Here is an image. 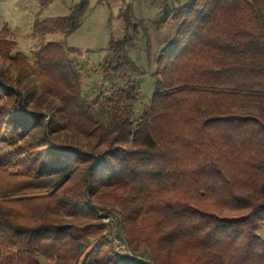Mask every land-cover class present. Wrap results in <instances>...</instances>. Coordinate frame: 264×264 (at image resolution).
I'll list each match as a JSON object with an SVG mask.
<instances>
[{
	"label": "trees",
	"instance_id": "16d2710c",
	"mask_svg": "<svg viewBox=\"0 0 264 264\" xmlns=\"http://www.w3.org/2000/svg\"><path fill=\"white\" fill-rule=\"evenodd\" d=\"M152 3L119 12L89 86L75 48L40 40L29 61L0 34V264H264V0ZM89 4L33 35L72 34ZM104 210L151 263L113 252Z\"/></svg>",
	"mask_w": 264,
	"mask_h": 264
},
{
	"label": "rangeland",
	"instance_id": "374dc122",
	"mask_svg": "<svg viewBox=\"0 0 264 264\" xmlns=\"http://www.w3.org/2000/svg\"><path fill=\"white\" fill-rule=\"evenodd\" d=\"M78 1L50 0L46 7L42 9L41 5L44 0H0V34L8 39H13L16 42V50L24 52L28 56L29 61H32L33 52L39 48L41 42L56 41L62 43L65 47L75 48L70 55L77 57L78 67L82 73V85L89 86L92 83L90 75L93 72L94 65L101 62L107 55L106 46L110 29L117 33L121 25L119 12L127 5H130L134 12L133 20L138 18L148 19L154 17L157 4L152 3L151 6L150 1L154 2V0H106V3L110 6L108 8L105 3H101L98 0H90L79 28L72 34L63 36L61 33L56 32L46 35L42 39L33 35L32 28L35 21L67 14L71 6ZM166 1L176 5L182 0ZM136 45L137 47L131 48L130 56L146 72L142 76L135 77L134 80L141 89V100L144 101L143 99H145V102H147L153 92L155 78L152 72L154 65H150L147 53L143 50L144 41L140 39ZM154 48L155 45L152 46V50ZM154 54L155 51L150 52V55ZM5 63L0 58V65ZM3 145L4 143H0V146ZM105 227L109 233L112 248L113 236L126 240L122 228L119 230L113 229L117 231L115 233L111 231L110 227ZM257 233L264 241V219ZM140 256L147 258V256ZM42 264H48V262L42 259Z\"/></svg>",
	"mask_w": 264,
	"mask_h": 264
},
{
	"label": "built area",
	"instance_id": "2783aa9c",
	"mask_svg": "<svg viewBox=\"0 0 264 264\" xmlns=\"http://www.w3.org/2000/svg\"><path fill=\"white\" fill-rule=\"evenodd\" d=\"M101 221H103L102 223L107 226L110 227L112 230V232H117L113 229H120V223H121V219L118 215L116 214H112L111 212L108 211H99L98 212ZM112 243H113V252L124 259H130L133 261H139V260H145L147 263H151V260L149 258H142L139 254H136L131 247L127 244L126 240H124L123 238H116L113 236L112 239Z\"/></svg>",
	"mask_w": 264,
	"mask_h": 264
}]
</instances>
